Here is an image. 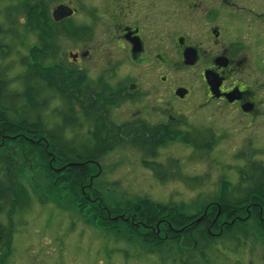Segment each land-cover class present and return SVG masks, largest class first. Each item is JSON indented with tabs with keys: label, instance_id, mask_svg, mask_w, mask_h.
<instances>
[{
	"label": "trees",
	"instance_id": "obj_1",
	"mask_svg": "<svg viewBox=\"0 0 264 264\" xmlns=\"http://www.w3.org/2000/svg\"><path fill=\"white\" fill-rule=\"evenodd\" d=\"M43 5L41 2L24 4L19 0L18 5L4 7L5 22L0 21L2 59L10 53L9 40L23 41L24 32L39 34L40 44L43 43L42 48L32 47L21 57V72L10 76L12 69L0 65V214L13 213L28 205L30 194L27 187L18 180L17 174L10 172L17 159V149L30 143L38 153L36 161L40 162L41 167L38 169L45 172L49 182L53 184L56 181L58 187L60 184L64 189L67 187L68 196L73 193L74 200L82 203L80 208L93 213L95 223L103 224L104 221L114 225V229L124 225L126 229L131 228V237L143 229L146 233L139 236L140 245L145 251L151 247L165 253V261L168 259V262L163 264H232V253L245 246L254 250L264 244L262 159L248 160L239 169L240 176L236 182L228 177L221 179L205 195L199 207H190L192 203L186 201L156 202L145 196L135 198L134 202L118 189L119 184L105 183L101 187L96 186L93 180L89 181L92 178L91 167L98 166L96 162L118 147L117 144H124L114 142L112 138H133L134 133L130 134L129 130L123 132L125 128L110 129L105 120L95 121L97 104H94V97H97L102 108H106L112 105L110 100L114 99L112 96H116V93L104 95L103 91L113 89L105 83L90 82L85 74L58 61L55 51L58 33L48 19L40 17L39 11ZM121 88L116 92L122 93ZM56 97L66 105L67 111L56 109L54 115L49 117L46 111ZM76 113L94 124V128L87 131L84 144H76L73 138H67L69 126L78 121ZM57 119H61V122L53 121ZM156 131L148 132L156 138ZM168 134L170 137L175 135L170 130ZM130 141L127 144L138 147L144 167L154 170L155 175L162 178L165 171L159 172L163 166L155 160L157 151L154 149L157 143L165 139L156 140L150 150L148 138L145 141ZM28 154L32 155L30 152ZM56 164L62 168V172H57ZM28 166L31 168L30 164ZM33 166L37 169L36 162ZM85 184H89V187H85ZM114 194L123 200L116 202L118 196ZM125 218L128 220L125 221ZM11 231L8 226H0V254L8 253L3 248L9 246Z\"/></svg>",
	"mask_w": 264,
	"mask_h": 264
},
{
	"label": "rangeland",
	"instance_id": "obj_2",
	"mask_svg": "<svg viewBox=\"0 0 264 264\" xmlns=\"http://www.w3.org/2000/svg\"><path fill=\"white\" fill-rule=\"evenodd\" d=\"M53 2H41L44 3L42 11L43 8L46 12L50 11ZM18 3L19 0H0L1 22H5L4 7ZM24 36L25 39L20 42L10 39L9 55L5 59L0 57V65L12 69L10 76L22 71L20 59L32 47L42 48L43 43L40 44L39 34L24 32ZM72 37L64 36L60 40L57 39L55 51L58 54V61L65 62L68 59L67 53L75 51L77 38ZM191 76L189 79L187 69L177 71L173 78L181 84H189L193 92V100L198 101L204 98L202 79L196 72ZM166 87L167 84L160 83L158 91H154L148 90L147 84H141L140 90L136 87L132 90V95L139 101L145 102L146 106L136 102L126 103L113 113L118 121L125 119L128 121L140 116L141 119L151 121L152 124L165 122L168 124L167 127H175L171 125L175 123L181 128L178 139H173L168 134L169 136L166 135L168 138L158 148L155 160L163 166L159 172L165 171L162 178L158 177V179L147 167H144L142 156L135 146L124 143L117 144L118 147L96 162L98 166L91 167L92 178L89 181L93 180L96 186L101 187L105 186V183L119 184L118 189L123 190L133 201L137 197L145 196L156 202L186 201L192 203L190 207H199L205 195L212 191L221 179L228 177L236 182L240 176L239 169L245 166L248 160L257 158L264 162V128L257 122L258 118L254 120L250 116L243 119L238 117L236 120L237 118L225 112L211 121L209 118H204L202 113L193 114L189 109L191 100L185 103L188 107L186 108L181 102L171 99L172 95L165 89ZM154 105L158 107L159 113L153 117L146 111V107ZM56 109L61 112L67 111L66 105L59 97L50 103V108L46 111L47 116L54 115ZM67 118L68 123L70 121L69 117ZM77 118L78 121L69 126L67 138H73L76 144H82L87 139V130L94 128L92 126L94 124L79 114ZM53 121L61 122V119ZM226 125H237V127H232L231 130ZM17 151V159L10 173L19 176L18 180L27 187L30 198L24 209L0 214V226H8L12 230L9 246L3 248L8 253L0 254V264H163L168 262V259L165 261L166 254L162 251L151 247L146 248L145 251L140 245L139 236L146 233L143 229H139L138 234L131 237V228L126 229L124 225L114 229V225L104 221L103 224L95 223L93 213L82 210L80 208L82 203L74 200L73 193L68 196L67 187L64 189L61 184L58 187L56 181L52 184L45 176V172L38 169L40 167V162L36 161L38 153L30 143L21 145ZM29 152L32 155H29ZM34 162L37 169L33 166ZM56 168L58 173L63 171L58 164ZM82 192L85 193L84 189ZM114 195L118 196L116 202L120 203L123 200L119 195ZM87 199L91 201L89 197ZM127 220L125 218V221ZM130 221L135 223L133 220ZM150 251L152 252L147 254ZM232 264H264V244L254 250L245 246L237 253H232Z\"/></svg>",
	"mask_w": 264,
	"mask_h": 264
},
{
	"label": "flooded vegetation",
	"instance_id": "obj_3",
	"mask_svg": "<svg viewBox=\"0 0 264 264\" xmlns=\"http://www.w3.org/2000/svg\"><path fill=\"white\" fill-rule=\"evenodd\" d=\"M22 1H54L50 11L40 10V17L51 22L58 40L76 36L75 51L67 53L70 60H65L66 65L85 74L90 82L113 89L103 91L104 95L116 93L106 108L94 97L96 122L105 120L110 129L125 128L123 132L134 133L133 138L115 136L114 142L148 138L150 150L156 140L167 138L169 130L176 132L173 139L179 138L181 128L175 123L168 128L165 122L152 124L140 116L118 121L113 114L126 103L146 106L132 95L141 84L154 91L160 83L167 84L165 89L173 101L188 108L185 103L191 100V112L202 113L211 121L226 112L236 120L258 118L264 128V0ZM187 69L189 79L192 73H199L203 99L193 100L190 85L173 78L177 71ZM120 86L122 93L116 92ZM146 111L153 117L159 113L156 105L146 107ZM226 126L231 130L237 127ZM155 129L153 138L148 131ZM159 143L154 151L162 146L163 142ZM150 171L155 176L154 170Z\"/></svg>",
	"mask_w": 264,
	"mask_h": 264
},
{
	"label": "water",
	"instance_id": "obj_4",
	"mask_svg": "<svg viewBox=\"0 0 264 264\" xmlns=\"http://www.w3.org/2000/svg\"><path fill=\"white\" fill-rule=\"evenodd\" d=\"M179 93H180L181 95H184V91H182V90H179Z\"/></svg>",
	"mask_w": 264,
	"mask_h": 264
}]
</instances>
